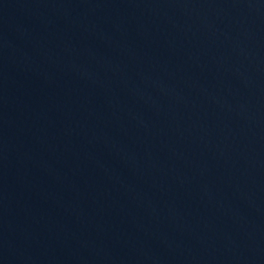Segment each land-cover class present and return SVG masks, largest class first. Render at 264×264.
Listing matches in <instances>:
<instances>
[{
  "label": "water",
  "instance_id": "water-1",
  "mask_svg": "<svg viewBox=\"0 0 264 264\" xmlns=\"http://www.w3.org/2000/svg\"><path fill=\"white\" fill-rule=\"evenodd\" d=\"M0 264H264V0H0Z\"/></svg>",
  "mask_w": 264,
  "mask_h": 264
}]
</instances>
